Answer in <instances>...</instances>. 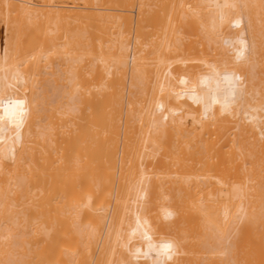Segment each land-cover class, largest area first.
I'll list each match as a JSON object with an SVG mask.
<instances>
[{
  "label": "bare ground",
  "instance_id": "1",
  "mask_svg": "<svg viewBox=\"0 0 264 264\" xmlns=\"http://www.w3.org/2000/svg\"><path fill=\"white\" fill-rule=\"evenodd\" d=\"M0 264H264V0H0Z\"/></svg>",
  "mask_w": 264,
  "mask_h": 264
},
{
  "label": "rangeland",
  "instance_id": "2",
  "mask_svg": "<svg viewBox=\"0 0 264 264\" xmlns=\"http://www.w3.org/2000/svg\"><path fill=\"white\" fill-rule=\"evenodd\" d=\"M136 10L138 11V9L136 8L131 14H129V15H133V18L136 17L135 19H137V17H138V14L136 15V13H138V12H136ZM132 38H133V37H131V39H132ZM55 70H56V69H55ZM49 71H50V70H49ZM52 71H53V70H52ZM45 72L47 73V70H44V74H45ZM55 72L59 73V70H58V71H55ZM42 73H43V72H42ZM49 73H50V72H49ZM50 74H52V72H51ZM50 74L47 75V76H46V75L43 76V74H42L41 76H43L44 79H46V80H47V79H50V80L52 81V80L54 79V77H51ZM54 74H55V73H54ZM62 74H63V72H62ZM52 75H53V74H52ZM55 75H58V74H55ZM60 76H61V74H59L58 76H56V80H59V79L61 78ZM43 77H42V78H43ZM66 77H67V75H66ZM66 77H65V78H66ZM40 78H41V77H40ZM52 78H53V79H52ZM57 78H58V79H57ZM63 78H64V76H63ZM65 78H64V79H65ZM44 79H43V80H44ZM56 80H55V82H56ZM61 80H62V78H61ZM61 80H60V81H61ZM64 81H65V80H64ZM43 82H44V81H43ZM46 82H48V83H46ZM46 82H44V83H46V84L49 85V81H46ZM65 82H66V81H65ZM44 83H43V84H44ZM56 83H57V82H56ZM61 83H63V81L59 82L58 84H61ZM43 84H42V85H43ZM50 84L53 85V81H52V83H50ZM58 84H57V85H58ZM48 85H45V84H44V86H48ZM52 85H50V86L52 87ZM55 86H56V85H55ZM55 86H54V89H55ZM51 87H49V88L52 89V90H50L49 88H48V90H50V91L52 92V91H53V87H52V88H51ZM56 88H57V87H56ZM62 89H63V87H62ZM58 90L60 91L59 88H58ZM58 90H56V91H58ZM62 91H63V90H62ZM47 92H48V91H47ZM51 92H50L51 97L49 96V97H50V100H52L53 98L56 99V97L54 96V94L51 93ZM53 92H54V91H53ZM60 92H61V91H60ZM48 93H49V92H48ZM54 93H55V92H54ZM62 93H63V92H62ZM55 94H57V95H61L59 92H58V93H55ZM52 95H53V97H52ZM57 98H59V96H57ZM53 100H54V99H53ZM53 100H52V101H53ZM56 100H57V99H56Z\"/></svg>",
  "mask_w": 264,
  "mask_h": 264
}]
</instances>
